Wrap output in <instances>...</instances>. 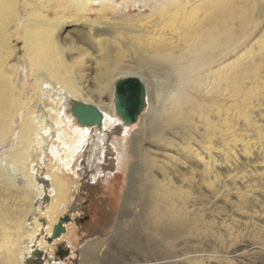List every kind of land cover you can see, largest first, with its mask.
I'll use <instances>...</instances> for the list:
<instances>
[{"label":"bare ground","instance_id":"6f19581e","mask_svg":"<svg viewBox=\"0 0 264 264\" xmlns=\"http://www.w3.org/2000/svg\"><path fill=\"white\" fill-rule=\"evenodd\" d=\"M262 1L0 0V264H34L36 248L40 264L59 259L54 248L74 229L75 211L64 232L47 238L77 193L85 172L80 158L89 148L93 167L107 131L121 121L114 84L129 75L143 81L153 67L170 78L163 102L146 113L133 139L123 134L120 153L113 148L121 165L128 151L136 158L124 199H139L149 232L142 240L118 227L120 239L142 242L163 260L169 239L264 233ZM253 4L254 19L247 13ZM128 6L149 10L134 28L98 17L100 10ZM70 7L96 12L80 26L91 48L88 75L77 67L84 52L67 43L73 37L55 38L59 26L82 22L67 20L75 14ZM168 8L180 15L173 25H167L172 13L163 12ZM126 52L130 61L123 64ZM107 90L105 103L100 96ZM79 103L96 106L101 122L78 121ZM98 246L96 239L85 242L80 263Z\"/></svg>","mask_w":264,"mask_h":264},{"label":"rangeland","instance_id":"374dc122","mask_svg":"<svg viewBox=\"0 0 264 264\" xmlns=\"http://www.w3.org/2000/svg\"><path fill=\"white\" fill-rule=\"evenodd\" d=\"M262 3L264 2L262 1ZM256 9L257 5L255 6V4L250 7V11L247 12L253 17L250 16V18L254 19L257 12ZM172 11L173 9L171 8H168L167 11H163L165 13H172L171 21L169 20L167 25H173L179 21V12L173 13ZM148 12V9L138 10L131 6L121 10L110 7L100 10V12H98V17L103 20L120 22L122 26L121 30H123L131 27L134 28L138 20ZM70 13L75 14L67 18V20L82 17V22L79 24L70 23L68 26H66V24L59 26L55 29V38L58 42L62 43L63 40L67 42V38L73 37V42L68 41L67 43L79 47L78 50L84 52L82 53L83 56H81L82 59H79V65H77V67L88 75L89 64L87 65V63L88 58L92 57V55H90L91 48L88 46V33L80 26L84 23L83 21L96 16V12L80 14V12H77L76 8L70 7L68 14ZM257 19H259V27L264 25V16L257 17ZM72 51L74 53L76 52V50ZM128 54L129 53L124 54L123 64L130 61V54ZM92 60L94 59L92 58ZM131 66L134 67V65ZM131 66L129 68H131ZM164 72L165 71L162 72L158 69L156 70L153 67L150 68V70L148 69L145 76L141 75L145 84L146 109L141 113V117L137 118L132 124H129L127 130H125L124 124L120 121L116 122L113 127L107 131L106 140L102 143L101 147L102 152H99V159L95 162L93 167L89 166L90 164L88 165L89 156H91L90 149L87 148L83 152L80 162L81 165H85L87 169L83 166L85 172L81 175L77 193L74 198L72 197L70 204L71 206L72 203H74L78 205V207H81L80 209L76 207L71 211L72 213L75 211L73 214L69 212V208L67 211L69 215L72 214L78 221H73L72 225L74 229L57 242V244L64 243L65 247L72 249V253L69 251L68 255L62 260L59 261L58 259L54 262H49L50 264H81V249L85 242L92 239L98 240L99 246L92 254L90 253L91 256L88 258L86 264H161V262H163L162 264H264V233L256 230L241 231L238 233L239 235L234 234L228 237L222 233L215 232L214 235L209 238L198 237L196 240H187L189 243L187 241L174 242L169 239L167 242L163 243L169 257L163 260H157L155 257L153 258L147 246L142 242L133 245L125 243L120 239L119 233L117 232L118 227L131 231L135 230L138 238L142 240L149 231L143 223L139 199H133L134 202L132 203H126L124 199V193L130 186V167L136 162V158L130 157L128 151L125 155L124 163L121 165L118 160V153H115L113 148L119 149L118 143L124 139L123 134L125 132L128 134L127 138L129 141L133 139L141 128L145 127L146 118L144 117L146 113L157 111V107L161 106L166 94L164 91L170 79L169 76L166 75V72ZM100 97L105 103L109 102L111 99L108 90L102 92ZM158 99L159 102H155V100L158 101ZM148 106H151L150 109H148ZM146 142L147 140L144 144H146ZM119 164L120 168H118ZM136 170V177L139 179L137 182H140V180H142L141 176L144 174L143 167L140 165ZM136 185L138 187V184ZM63 214H65V212ZM54 250H56V248H54ZM53 258H56L54 253Z\"/></svg>","mask_w":264,"mask_h":264},{"label":"water","instance_id":"95a60500","mask_svg":"<svg viewBox=\"0 0 264 264\" xmlns=\"http://www.w3.org/2000/svg\"><path fill=\"white\" fill-rule=\"evenodd\" d=\"M114 106L116 114L119 116L122 124H132L136 121L138 115L145 107V85L143 81L135 75L124 76L116 80L114 84ZM75 113L78 121L85 124L100 123L102 114L96 106L91 104L79 103L75 108ZM78 205L72 203L69 207V212L73 211ZM69 212L59 217L58 222L54 225L52 234L47 238L51 241L57 238L65 231L64 224L71 220ZM77 222V218H73ZM69 248L65 247L64 243L57 244L55 250V259H63L69 253ZM35 258L32 263L40 264L43 252L40 249H35L33 252Z\"/></svg>","mask_w":264,"mask_h":264},{"label":"flooded vegetation","instance_id":"af4514ba","mask_svg":"<svg viewBox=\"0 0 264 264\" xmlns=\"http://www.w3.org/2000/svg\"><path fill=\"white\" fill-rule=\"evenodd\" d=\"M81 207V206H80ZM80 207H78L80 209Z\"/></svg>","mask_w":264,"mask_h":264}]
</instances>
